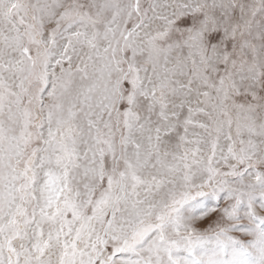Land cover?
Instances as JSON below:
<instances>
[{"label":"snow or ice","instance_id":"snow-or-ice-1","mask_svg":"<svg viewBox=\"0 0 264 264\" xmlns=\"http://www.w3.org/2000/svg\"><path fill=\"white\" fill-rule=\"evenodd\" d=\"M0 264H264V0H0Z\"/></svg>","mask_w":264,"mask_h":264}]
</instances>
